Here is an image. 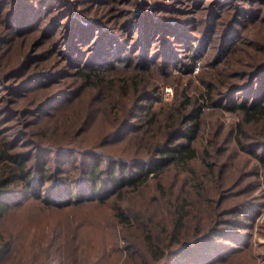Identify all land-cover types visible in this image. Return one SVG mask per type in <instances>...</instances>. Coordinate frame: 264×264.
<instances>
[{
  "label": "rangeland",
  "instance_id": "374dc122",
  "mask_svg": "<svg viewBox=\"0 0 264 264\" xmlns=\"http://www.w3.org/2000/svg\"><path fill=\"white\" fill-rule=\"evenodd\" d=\"M38 1L36 7L42 0ZM149 2L155 5V10L163 16V21L170 23L164 26L174 40H158L140 50L134 36L135 39L128 45L127 51L121 54L131 56L125 62L111 58L107 62L89 65L88 57L75 62L71 59L79 58L77 49H61V46L67 42L66 35L70 24L78 16L92 19L97 21L96 24L120 32L127 21H137L140 13L138 9H148L147 0H53V4L47 6L44 12L32 9L27 13V31L17 33L12 44L7 43L10 32L5 31L4 37L7 41L2 44L4 53L0 52L3 53L0 57V77L8 75L4 78L6 85H3V81L0 82V148L13 143L16 145L14 149L7 146L11 153L29 158L26 160L29 164L40 159V155H44L42 150H48V145L60 149L72 148V156L66 158L70 162H65L60 155L51 154L45 165L51 173L71 175L78 179L82 178L81 172L94 164H100L99 168L104 170L126 165L134 170L139 166L157 164L165 149L158 150L156 147L164 143L167 137L164 120L167 113L172 112L170 108L179 103L180 99L176 101L178 92L188 95L204 91L200 88L201 77H205L212 70L209 62L216 63L215 57L221 49L223 38L233 26L238 29L240 37L236 35L237 42L233 38L229 41V44L236 43L229 49V57L221 59V64L229 66L227 70L234 72L236 68H242L241 64H252L258 59L256 64L264 61V0ZM52 8L53 11L47 14ZM57 15L63 20L60 30L57 32L55 27L45 36V25L51 23L52 18ZM39 18L43 19L38 21ZM1 22L0 32L5 29V24ZM243 33L245 39H242ZM251 41L253 45L250 44ZM224 42L228 46L226 38ZM57 44L60 50L57 49ZM193 46L200 51L202 60L190 74L186 72L192 65L190 56L194 52ZM30 49L33 52L31 54ZM28 60L31 61L28 69L23 66L22 75L13 81L18 69L16 74L8 71L16 65L21 67ZM96 65L104 70L99 81L101 86H91L82 77V73L94 70ZM251 69L252 67L249 70ZM50 75L57 76V81L48 78ZM135 75H140L143 82L137 93L131 89L133 83L125 84L126 80ZM31 77L39 78L30 85L33 90L28 93H31L13 95L17 90L14 88L25 84L27 81L24 79ZM135 81L138 82L139 79ZM144 83H151L146 89L147 92L143 91ZM241 83L239 80V87L235 86L236 88L229 91L233 93L230 99L227 98L230 94L228 92L226 99L224 98L225 107L206 109L202 118L201 135L195 145L201 149L213 142L218 147L219 152L214 155L213 160L221 166L220 185L229 186L228 189L220 188L225 192L224 195H230L227 200H223L220 210L240 203L243 199L251 201L249 210L244 206L235 218L236 221H241L238 225L240 227H237V232L232 236L238 240L240 238V241H225L226 244H232L234 253L229 256L230 262L222 264H264V175L260 171L255 177L252 176L253 169L258 168L257 163L249 151L246 153L237 147V132L234 128L242 120L238 113L229 110L235 100L242 101L245 97L246 100H254L263 82L259 78L252 86H243ZM170 88L173 98L168 103L163 97L165 90ZM61 91L67 92V95L48 107L47 110L55 108L49 116L38 119V106L43 100ZM118 127L120 130L116 134H120L119 139L110 142ZM260 127H263V123L256 127L247 125L251 132L250 137H259ZM180 134L183 132H174L166 144L167 150H173L178 142H184L185 138L179 137ZM250 137L243 140L248 144V149L250 141H256L250 140ZM261 139L264 140V132ZM261 144L252 143L251 147L261 152L264 150V144ZM192 164H195L196 169L197 166L201 168L197 160ZM182 168L192 167L191 164H174L163 172V184L171 185L166 198L167 204L164 199L160 201L161 194L152 178L139 188H129L125 199L120 203L130 217V224L127 225L118 222L113 216L116 193L105 198L106 201L103 202L100 199L92 200L65 208L50 209L51 207L42 205L34 198L26 201L23 207L12 214L10 212L1 224L6 226L7 237L13 234L18 238L17 249L7 264H76L79 261V264H92L94 260H101L100 264H104L105 257V264H127V261L141 264L143 259L140 252L129 257L131 251L128 248H144L146 233L144 234L143 227L149 229L150 224H159L163 219L161 217H171V202L177 197L174 190L184 186V181L190 176ZM242 173L247 174V177L237 186L244 176L240 177ZM153 175L152 173L151 176ZM187 190L192 199L191 206L199 204L192 187ZM210 198L219 204V198L212 191ZM188 214L199 215L202 220L210 217L207 210L199 213L188 211ZM195 224L197 222L187 223L190 231ZM160 227V231L171 230V224Z\"/></svg>",
  "mask_w": 264,
  "mask_h": 264
},
{
  "label": "trees",
  "instance_id": "16d2710c",
  "mask_svg": "<svg viewBox=\"0 0 264 264\" xmlns=\"http://www.w3.org/2000/svg\"><path fill=\"white\" fill-rule=\"evenodd\" d=\"M38 2V0H0V21L5 24V29L0 32V52H3L2 44L7 41L4 37L5 31L10 32L8 34L9 42L7 43L12 44L17 33L27 31L25 23L26 20H28L26 18L28 12L32 11V9H38L44 12L46 8L53 4V0H42L41 4L36 7ZM147 3L148 9H144V7L141 6V9H138L140 13L139 18L136 19L137 21H127L124 26H122L120 32H116L104 25L96 24L97 21L92 19L86 17L79 18L78 16L74 19V22H71L69 31L66 35L67 42L61 46V49H72L75 47L79 52V58L76 57V59L71 60L77 62L83 57H88V64L95 65L103 61L107 62L111 58L120 62L127 61L131 56H121V54L127 51L128 45L135 39L134 36L137 38L136 44L140 47V50L143 49L144 46L146 48L148 44L158 40H174L164 26L165 24L170 25V23L163 21V16L155 10V5L153 3L151 5L149 0H147ZM53 9L54 8L50 9L46 13L49 14ZM42 19L43 18H39L38 21ZM62 21L63 20L61 17L59 18L58 15L54 16L51 23L49 22L45 25V36L50 30L55 29V27V30L58 32L61 28L60 24ZM230 27H232V24ZM236 35L240 37L238 29H236L235 26L225 34L228 46L227 43L224 42L225 38H223L221 49L215 57L217 58L216 63L214 62L211 64L209 62L212 70H210L205 77H201L202 86H200V88L204 89V91H198L197 93L193 92L188 95L178 92L176 101L178 102L180 99L179 103L173 108H170L172 112H168L166 115L167 118L164 120V123H166L167 137L164 143L158 145V148L156 147L158 150L165 149V152L162 153V157L157 164L143 167L139 166V168L134 170L132 168L130 169L127 165L120 168L112 167L110 170H104L99 168L100 164H94L91 168L81 172L83 173L82 178L78 179V177L74 178L71 175H56L55 173H51L46 169L48 166L45 165L49 157H51V154L60 155L65 162H70L66 158H68L69 155L72 156L71 151H74L72 148L60 149V147H48V145V150H42L44 155H40V159H36L33 164H29V162L27 163L26 161L29 158L25 159L18 157V153H11V149L16 147L13 143L1 146L0 264H7L10 261L13 253L17 249L16 241L18 240L13 234L7 237L6 226H1L2 221L10 212V214H12L16 209L23 207L26 201L28 202V200L34 198L42 203V205L44 204L46 207H51L50 209H53L52 207L65 208L92 200L100 199L99 201L103 202L106 201L105 198L107 199L116 193V202L113 205V216L118 222L127 225L130 224V217L125 213L127 211L120 206V203L125 199V194H127L129 188H132V186L139 188L141 184L146 183L152 178L155 180L157 190L161 194V196H159L160 201L164 199V203H166L171 185L166 186L163 184L162 175L164 170L174 164H181L184 166H190L191 164L192 168H182L188 171L190 176L184 181V186H179L174 190L176 192L174 194L177 197L172 199L171 202V217H161L163 218L162 221H160L159 224H150L149 229H146V226H144V234L146 233V235H144V248H128V250L131 251L130 253L128 251L129 257H133L135 253L140 252L143 259L141 264H222L230 262L231 258H229V256L234 253V250L232 244H226L227 242L225 241H240V238L238 240L232 236L234 232H237V227H240L238 225L241 219L236 221L235 218H237L240 209L244 206L249 210V203H251V201H249V199H243L240 200L241 202L239 201L240 203L229 207L226 206L222 211L220 210V207H222V204H224V201L227 200L230 195H224L223 193L225 192L220 188L223 187L220 185L221 172L219 171L221 166L217 161L213 160L214 155L219 152L217 151L218 147L212 142L199 149L195 143L200 137L199 135H201L200 132L203 126L202 118L206 109L209 107H225V97L233 88L239 87V80L242 82L241 84L243 86L246 84H251L250 86H252L253 82L260 78L263 84L261 88L257 90V97H254L252 101H250L252 98L246 100V97L242 101L235 100L229 110L238 113L242 120V122L234 128L237 132V147L243 152L247 153L249 151L253 160L257 163L258 168L253 169L254 172L252 176L255 177L260 171H262L264 175V150L258 152L256 148L251 147V144L256 142L264 144V140L262 141L261 139V135L264 132V61L256 64L258 59L252 64H241L242 68H236L234 72L228 71L227 69H229V66H225V64L222 65L221 59L229 57V49H231L232 45L238 40L235 39ZM232 38L235 39L236 42L229 44ZM203 39L206 38L203 37ZM242 39H245L244 33L242 34ZM200 41L201 40L198 42L200 43ZM251 43L252 45L254 44L252 41L250 44ZM33 46L34 42L32 43V47ZM56 47L60 50L58 44ZM32 49L29 50V54L33 53ZM192 50H194L193 54L190 56L192 65L189 68L190 70L186 72L190 74L193 72L194 67L202 60V55H200V51H197L198 49L196 46H193ZM3 53H0V57ZM132 56L134 57L135 55ZM123 57H125V60H123ZM29 62L31 61H26L21 67L16 65L8 71L10 73L12 72V74H16L17 72L15 71L18 69V73L13 77V81L18 80L17 78L22 75L23 66H25V69H28ZM233 66H235V64ZM100 67L101 66L96 65L94 70L88 73L81 72L87 84L91 86L102 85L99 81H101L104 70H101L102 68ZM251 67L252 69L249 70ZM7 75L8 74L2 75L3 78L0 77V82L3 81V85L7 84L4 80ZM140 77V75L132 76L129 80H126L127 82H125V84L129 85L133 83L131 89L133 92L137 93L142 88L139 85L143 83ZM48 78H54L57 81V76L55 75H50ZM38 79L37 77L24 79L27 82L14 88L17 90L15 92L16 94L13 92V95H28L31 93H28V91L33 90L30 88V85ZM135 79H139V81L137 82ZM244 81L245 83H243ZM149 85H151V83H144V92H147L146 89H148ZM229 93L227 98L230 99L233 93ZM66 95L67 92L61 91L45 101L43 100L41 105L37 108V118L40 119L44 116H49L52 109L55 108L47 110L48 107L56 101H60V99L64 98ZM262 123L263 127H260V138L258 136L250 137L251 132L248 130L247 125L256 127V125H261ZM119 130L120 127H118L117 130L115 129V136H111L110 142L119 139L120 134H116ZM174 132H183L179 137L183 136L185 140L184 142H178L176 146L174 145L175 148H173V150H167L166 144L170 141ZM249 137L250 140L256 139V141H250V148L248 149V144L243 140ZM7 146L11 147V149ZM27 154L28 156L30 155L29 152ZM44 156H46V159ZM195 160L198 161V165L201 168L197 166L196 169L194 167L195 164L192 163ZM128 169L130 170L128 171ZM152 173L154 174L153 176H151ZM242 175L244 176L241 177ZM246 175L247 174L244 173L240 175L241 180L237 186L245 181ZM188 187H192L195 191L197 200L200 201L199 204L191 206L192 199L187 190ZM228 187L229 186L223 188L228 189ZM231 190L232 189H230V191ZM211 191L219 198V204L218 201L216 202L210 198ZM161 205L162 208H164L163 204ZM199 207H203V209ZM202 210L209 211L210 217L202 220L199 215L195 216L188 214V211L190 213H199ZM227 216H233V218H227ZM188 222H197V224L193 226L192 231H190L191 228L187 225ZM167 224H171V230L166 231V229H164L160 231V228H162L160 226ZM119 251L121 252V249H119ZM221 251H223V254ZM76 261H79V259H76ZM79 262L75 263L79 264ZM100 263H102L101 260L92 261V264ZM127 264H138V262L130 263L127 261Z\"/></svg>",
  "mask_w": 264,
  "mask_h": 264
},
{
  "label": "clouds",
  "instance_id": "9594fccd",
  "mask_svg": "<svg viewBox=\"0 0 264 264\" xmlns=\"http://www.w3.org/2000/svg\"><path fill=\"white\" fill-rule=\"evenodd\" d=\"M172 98H173L172 90L171 89H166L165 90V95L163 97L164 101L170 103L172 101Z\"/></svg>",
  "mask_w": 264,
  "mask_h": 264
},
{
  "label": "built area",
  "instance_id": "2783aa9c",
  "mask_svg": "<svg viewBox=\"0 0 264 264\" xmlns=\"http://www.w3.org/2000/svg\"><path fill=\"white\" fill-rule=\"evenodd\" d=\"M171 89V88H170Z\"/></svg>",
  "mask_w": 264,
  "mask_h": 264
}]
</instances>
